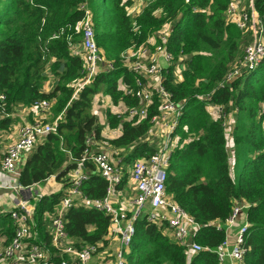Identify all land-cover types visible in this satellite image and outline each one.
Masks as SVG:
<instances>
[{"label":"trees","instance_id":"1","mask_svg":"<svg viewBox=\"0 0 264 264\" xmlns=\"http://www.w3.org/2000/svg\"><path fill=\"white\" fill-rule=\"evenodd\" d=\"M133 1L0 0V135L15 123L17 109L31 108L35 101L48 100L53 119L59 116L56 131L43 136L23 158L17 179L31 188L51 176L62 184L61 190L32 201L35 241L50 243V217L60 208L86 138L96 148L102 142L125 150L127 166L153 152L145 135L158 102L154 97L140 118L128 116L127 109L139 106L140 100L135 73L124 66L120 54L167 32L173 64L163 71V86L184 106L167 167L166 191L200 225L193 242L209 249L191 250L188 257L189 248L170 238L164 226L139 218L125 264H218L212 249L224 239V232L216 226L224 223L236 201L250 204L243 264H264V59L254 70L220 86L250 39L248 31L225 15L229 0H147L139 13L131 14ZM82 4L91 11L100 52L113 63L112 69L102 70L84 85L81 37L74 32L84 16ZM254 8L264 17V0H254ZM176 64L182 65L180 76L174 73ZM102 96L125 107L121 113L105 108L108 129H120L114 137L102 134L104 124L94 111L96 97L101 103ZM214 105L226 111L230 131L222 126L223 117L212 111ZM84 169L88 178L80 185L81 193L89 199L103 197L107 181L96 164L87 161ZM126 180L127 174L115 191ZM64 221L76 247L107 245L110 221L102 211L76 205L65 211ZM13 231L10 213H0L2 246ZM48 247V264H56L59 257Z\"/></svg>","mask_w":264,"mask_h":264},{"label":"built area","instance_id":"2","mask_svg":"<svg viewBox=\"0 0 264 264\" xmlns=\"http://www.w3.org/2000/svg\"><path fill=\"white\" fill-rule=\"evenodd\" d=\"M133 2L144 6L147 0ZM81 8L84 10V16L76 24L74 32L81 37L80 51L85 61V77L82 83L84 85L102 70L112 69L113 63L105 59L97 45L90 9L86 4H82ZM225 15L233 19L241 30L248 31L250 39L244 45L241 55L237 57V64L225 74L219 83L220 86L254 70L264 59V17H260L256 12L254 0H229ZM167 35V32H158L155 39L148 41L149 44L132 45L120 54L124 66L135 73L134 81L138 87L135 94L140 100L139 106L127 109L128 116L140 118L152 106L154 97L158 102V112L150 118L151 127L145 135L149 146L154 147L153 152L137 158L127 166L123 163L125 150L96 148L93 146V140L86 138L84 150L73 169L70 184L61 198L60 208L50 217L47 229L50 243L47 245L41 239L35 241L38 233L33 219L32 201L42 196L37 189L35 193L18 198L8 211L14 233L0 250V264H48L51 260L49 245L59 257L56 264H125V256L135 233V222L139 218L164 226L170 238L193 252L209 249L194 243L193 240L188 243V239H193L200 225L166 191L167 167L177 142L175 130L184 106L183 103L178 104L163 86V71L173 64V55L166 45ZM181 70L182 65L176 64L174 73L180 76ZM50 106L48 100L34 102L30 109L37 118L21 124L16 139L0 153V171L18 178L17 165L24 153L31 151L47 133L56 131L59 116L50 122L44 121L46 115L43 113H48ZM211 108L223 117L222 126L227 130L229 123L226 111H223L221 105ZM261 111L264 112V104L261 105ZM87 161L94 162L99 174L107 181L106 194L101 198L89 199L80 191L81 183L88 178L84 169ZM125 174L127 180L122 188H125L126 196L119 204L118 199L114 197L115 186L122 182ZM2 187L0 185V188ZM5 188L19 194L21 190L31 189V186L23 187L17 182L16 185ZM76 205H86L109 216L110 225L106 237L108 243L102 249H98L101 244H81L76 247L75 240L67 234L64 213ZM249 206L245 201H236L224 223L217 224V229L224 232V239L212 249L218 264H243L249 223L246 211L243 216L241 212ZM29 238H32L31 243L28 242Z\"/></svg>","mask_w":264,"mask_h":264},{"label":"crops","instance_id":"3","mask_svg":"<svg viewBox=\"0 0 264 264\" xmlns=\"http://www.w3.org/2000/svg\"><path fill=\"white\" fill-rule=\"evenodd\" d=\"M132 5L137 10L136 11L137 13H139L140 10L144 7V6H142V4H139L137 2L135 4L133 2ZM180 75H181V72H180ZM45 88H46V86H45ZM14 116L16 118V121L11 126L10 130L8 132H4V133H2V135H0V142L2 141L4 143L3 150H1L0 153L4 152L7 145H9L13 140L16 139L17 131H18V128L21 124H23L24 122H31L37 118V115L30 108H19V109H17L16 114ZM27 154H28V152H25L24 155L22 156V159L20 160V162H18V165H17L18 171L20 170V168L23 164V161H24L23 158H25V156ZM12 177L17 181L18 178L14 177V176H12ZM0 185L3 186L2 188H0V193H1V195H0V213L8 212L13 207L14 202H16L18 198H21L22 196H27L25 193H23L22 195L20 193L19 194L14 193L15 195H17V197H15L13 199H11L9 197L8 194L11 192V190L7 189L5 187L10 186L12 184L8 183V176L7 175L0 174ZM32 188L35 189L32 193H35L36 190L39 189V192H41L42 195H46V194H50V193L57 192V191L61 190L62 184L57 182L55 180L54 176H51L42 185L36 184V185H33ZM121 203H122V201L119 202V204H121ZM4 208L8 209V210L6 211Z\"/></svg>","mask_w":264,"mask_h":264},{"label":"rangeland","instance_id":"4","mask_svg":"<svg viewBox=\"0 0 264 264\" xmlns=\"http://www.w3.org/2000/svg\"><path fill=\"white\" fill-rule=\"evenodd\" d=\"M136 9L134 8V6H130L128 8V12L131 13V14H134L136 13ZM169 26V24L167 25ZM48 88V86H46V89ZM108 107L110 108V110L112 111H117V112H121V111H124L125 110V107L119 103V104H112L109 102V100L105 97V96H102L101 97V103L99 102L98 100V97H96L95 99V102H94V111H95V114L96 116L98 117V122L104 124L103 129H102V134L107 136V137H114L116 135H118L119 131L117 129H108L109 127L106 125V122H105V115H104V111H105V108ZM47 112L43 113L46 115L45 117V120H47V122H49L50 120L52 121L53 119V115L51 114V112H49L48 114H46ZM230 125L227 124V131H230ZM174 139H175V136H174ZM2 140V139H1ZM99 146H101L100 148L103 149H109L108 146L105 145V143H102V142H98ZM3 147H4V143L1 141L0 142V151L3 150ZM231 151V155H230V163L232 164L233 163V151L232 149L229 150V152ZM230 173L231 175L233 176V173H234V170L231 169L230 170ZM0 174H4V175H7L8 176V183L9 184H12V185H16L17 184V181L11 176L10 173L8 172H5V171H0ZM35 189L32 188V189H29V190H21L20 191V194L22 195L23 193H25L27 196L29 194H31ZM1 195V193H0ZM9 197L11 199L17 197V195H15L14 193H12V191L8 194ZM126 196V190L125 188H121L119 191H115L114 193V197H116L118 199V203L122 201V199ZM22 197H26V196H22ZM5 209V208H4ZM6 211L8 209H5ZM245 211L246 209H244L242 212H241V215L243 216L245 214ZM2 237L0 236V250L2 249ZM191 250H189V254H188V257L191 256V253L190 252Z\"/></svg>","mask_w":264,"mask_h":264},{"label":"water","instance_id":"5","mask_svg":"<svg viewBox=\"0 0 264 264\" xmlns=\"http://www.w3.org/2000/svg\"><path fill=\"white\" fill-rule=\"evenodd\" d=\"M192 240H193L192 238H189V239H188V243H191V242H192Z\"/></svg>","mask_w":264,"mask_h":264}]
</instances>
